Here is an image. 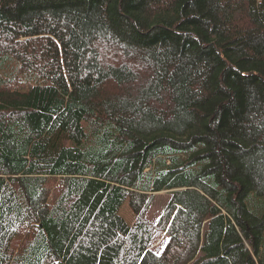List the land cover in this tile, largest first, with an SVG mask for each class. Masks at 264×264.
<instances>
[{"label": "trees", "instance_id": "16d2710c", "mask_svg": "<svg viewBox=\"0 0 264 264\" xmlns=\"http://www.w3.org/2000/svg\"><path fill=\"white\" fill-rule=\"evenodd\" d=\"M0 264H264V0H0Z\"/></svg>", "mask_w": 264, "mask_h": 264}, {"label": "rangeland", "instance_id": "374dc122", "mask_svg": "<svg viewBox=\"0 0 264 264\" xmlns=\"http://www.w3.org/2000/svg\"><path fill=\"white\" fill-rule=\"evenodd\" d=\"M119 215L129 225L132 224V221L134 220V217H135L133 212L130 210L127 201L122 205L121 209L119 210ZM164 239H165V234L158 235V237L154 243V247L155 248L160 247L162 245Z\"/></svg>", "mask_w": 264, "mask_h": 264}]
</instances>
